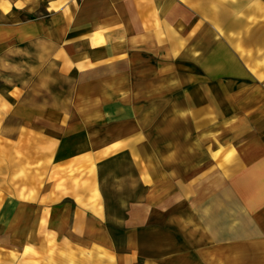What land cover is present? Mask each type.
<instances>
[{"label": "crops", "instance_id": "obj_1", "mask_svg": "<svg viewBox=\"0 0 264 264\" xmlns=\"http://www.w3.org/2000/svg\"><path fill=\"white\" fill-rule=\"evenodd\" d=\"M0 264H264V0H0Z\"/></svg>", "mask_w": 264, "mask_h": 264}, {"label": "rangeland", "instance_id": "obj_2", "mask_svg": "<svg viewBox=\"0 0 264 264\" xmlns=\"http://www.w3.org/2000/svg\"><path fill=\"white\" fill-rule=\"evenodd\" d=\"M149 150H150V149H149ZM149 152H150V151H149ZM120 168H121V166H120V165H117V168H115V170H116V171H119Z\"/></svg>", "mask_w": 264, "mask_h": 264}]
</instances>
